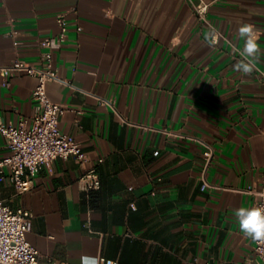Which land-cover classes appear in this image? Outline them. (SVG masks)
<instances>
[{
	"label": "crops",
	"instance_id": "obj_1",
	"mask_svg": "<svg viewBox=\"0 0 264 264\" xmlns=\"http://www.w3.org/2000/svg\"><path fill=\"white\" fill-rule=\"evenodd\" d=\"M61 14L66 39L51 50L62 83L46 93L67 109L59 129L88 161L54 160L23 194L0 174V202L32 215L27 241L40 261L257 264L235 211L256 207L263 188L264 55L244 76L233 49H243L244 23L264 49V0H0V68L37 66ZM213 29L221 39L210 47ZM36 83L0 76L2 124L31 127ZM203 144L214 151L205 191ZM10 154L0 134V159ZM89 170L100 188L87 193L79 179Z\"/></svg>",
	"mask_w": 264,
	"mask_h": 264
},
{
	"label": "built area",
	"instance_id": "obj_2",
	"mask_svg": "<svg viewBox=\"0 0 264 264\" xmlns=\"http://www.w3.org/2000/svg\"><path fill=\"white\" fill-rule=\"evenodd\" d=\"M208 5L199 3L194 6L200 21H205ZM59 33L56 37L41 40L43 52L37 66L15 59L7 67L0 68V76L5 79V85L17 73H22L36 79L32 92L35 103L32 125L27 128L25 121L17 127L4 125L0 122V134L5 138L11 154L0 159V174L8 169L9 178L18 194H23L33 188V178L44 167H49L56 159L74 157L80 165L88 158L83 153L80 143L59 129V119L67 111L61 105L53 103L46 93V86L51 82L62 83L57 69L53 65L52 45L62 43L66 39L67 23L65 15L57 16ZM80 30V28H78ZM203 169L201 173V191L212 186L206 179L207 171L212 163L213 148L203 144ZM81 188L87 192L97 191L100 181L95 170L85 172L79 179ZM256 207H264L263 188L258 193ZM32 226V215L23 209H11L0 202V264H61L56 262L42 263L40 253L27 241V233ZM254 242L253 252L257 264H264V243ZM98 264H118L117 261L99 257Z\"/></svg>",
	"mask_w": 264,
	"mask_h": 264
},
{
	"label": "clouds",
	"instance_id": "obj_3",
	"mask_svg": "<svg viewBox=\"0 0 264 264\" xmlns=\"http://www.w3.org/2000/svg\"><path fill=\"white\" fill-rule=\"evenodd\" d=\"M238 37L244 41L243 49L234 48L233 51L239 52L243 59L236 63L235 69L244 76H250L257 70L256 62L264 55V49L258 44L254 25L250 23H244L238 28ZM220 39L221 34L215 29L205 36V42L210 47L218 44ZM235 219L244 236L264 243V207H240L235 211ZM81 264H98V261L95 257L84 256L81 258Z\"/></svg>",
	"mask_w": 264,
	"mask_h": 264
}]
</instances>
